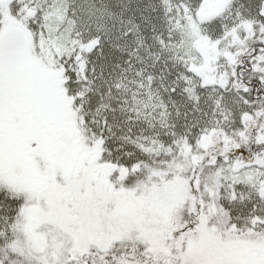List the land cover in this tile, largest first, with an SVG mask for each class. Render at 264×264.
Wrapping results in <instances>:
<instances>
[{"label": "snow or ice", "instance_id": "6c2138e0", "mask_svg": "<svg viewBox=\"0 0 264 264\" xmlns=\"http://www.w3.org/2000/svg\"><path fill=\"white\" fill-rule=\"evenodd\" d=\"M0 264H264V0H0Z\"/></svg>", "mask_w": 264, "mask_h": 264}]
</instances>
